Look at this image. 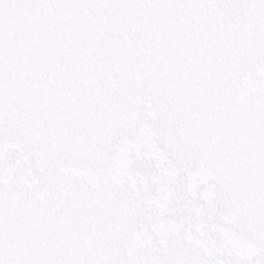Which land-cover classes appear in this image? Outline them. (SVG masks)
<instances>
[{
	"label": "snow or ice",
	"instance_id": "obj_1",
	"mask_svg": "<svg viewBox=\"0 0 264 264\" xmlns=\"http://www.w3.org/2000/svg\"><path fill=\"white\" fill-rule=\"evenodd\" d=\"M0 264H264V0H0Z\"/></svg>",
	"mask_w": 264,
	"mask_h": 264
}]
</instances>
